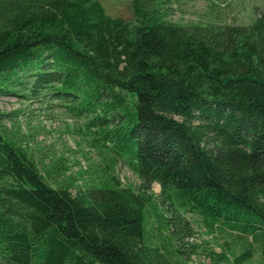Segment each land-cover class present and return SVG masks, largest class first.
I'll list each match as a JSON object with an SVG mask.
<instances>
[{
	"label": "trees",
	"instance_id": "trees-1",
	"mask_svg": "<svg viewBox=\"0 0 264 264\" xmlns=\"http://www.w3.org/2000/svg\"><path fill=\"white\" fill-rule=\"evenodd\" d=\"M167 1L133 0L126 21L99 0H0V95L64 102L112 155L79 186L0 132V264H187L147 237L150 217L190 235L184 212L242 243L234 264L264 259V8L247 26L183 25Z\"/></svg>",
	"mask_w": 264,
	"mask_h": 264
},
{
	"label": "rangeland",
	"instance_id": "rangeland-1",
	"mask_svg": "<svg viewBox=\"0 0 264 264\" xmlns=\"http://www.w3.org/2000/svg\"><path fill=\"white\" fill-rule=\"evenodd\" d=\"M105 13L131 21L133 0H99ZM168 19L174 23H215L219 25L247 26L255 13L264 8V0H169L163 5ZM20 95H0V132L12 138L30 154L40 168L52 166L56 162L69 168L67 175L73 174L82 186L91 178H98L110 164L112 155L107 149L94 146L97 135H91L85 127L87 119L71 113L65 103L50 97H21ZM94 130V129H93ZM113 174L122 185L139 191L140 179L123 163L117 161ZM151 193L159 194V186L153 184ZM165 218L171 220V210L162 207ZM168 210V211H167ZM170 210V211H169ZM188 227L179 235V240L171 238L175 227H168L159 233L158 224L149 218L147 237L153 244L166 245L183 253L187 264H214L210 252L220 253L229 246V263L234 264L232 255L238 256L242 243L232 236L219 231L209 233L195 214L181 213ZM177 236V235H175ZM228 252V251H227ZM246 264H264L258 255Z\"/></svg>",
	"mask_w": 264,
	"mask_h": 264
}]
</instances>
